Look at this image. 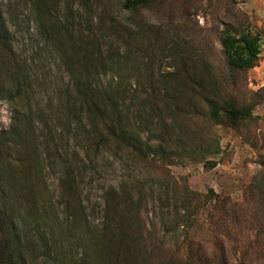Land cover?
Masks as SVG:
<instances>
[{
	"label": "trees",
	"instance_id": "1",
	"mask_svg": "<svg viewBox=\"0 0 264 264\" xmlns=\"http://www.w3.org/2000/svg\"><path fill=\"white\" fill-rule=\"evenodd\" d=\"M83 1L87 14L100 10L84 24L75 20L73 12L80 18V11L74 10L73 0H0V104L8 105L11 117L7 129L0 127V264H215L214 259H203L199 244L194 250L185 240L169 255L167 245L147 232L143 213L148 204L155 209L154 197L162 217L169 213L164 189L157 194L151 188L145 194L139 184L110 186L102 198L100 221L90 223L72 165L101 151L114 159L152 164L178 145L182 114L186 127L187 122L197 126L194 120L200 117L226 126L251 119L252 109L222 98L213 68L203 63L204 76L198 67L190 72L187 56L169 48L163 51H169L171 70L154 79V64L141 55L152 52L150 46L142 48L149 39L148 28L138 19L142 11L165 0H122L119 12L131 16L126 32L98 0ZM23 29L34 46L20 51ZM115 42L124 48L115 47ZM219 44L228 70L244 73L256 66L259 33L224 23ZM141 65L145 79L140 78ZM72 123L82 132L84 149L68 154L55 134L59 126L70 129ZM51 147L64 170L61 189L67 222L56 225L58 237L56 227L43 219L44 209L51 206L42 196ZM183 197L178 200L180 209L175 206L173 211L189 226L201 198ZM212 199L220 228L218 219L228 220L234 207L219 197ZM22 210L31 215L25 218L29 223L20 216ZM70 238L76 245L66 249L64 241ZM216 264H225L221 255Z\"/></svg>",
	"mask_w": 264,
	"mask_h": 264
},
{
	"label": "rangeland",
	"instance_id": "2",
	"mask_svg": "<svg viewBox=\"0 0 264 264\" xmlns=\"http://www.w3.org/2000/svg\"><path fill=\"white\" fill-rule=\"evenodd\" d=\"M98 1L106 6L110 16L117 19L115 21L120 30L125 31L123 28L129 27L131 16L119 12L122 0ZM73 2L74 10L80 11V18L73 12L75 20L82 24L86 20L91 21L90 17L95 18L100 12L90 10L87 14L83 0ZM81 3L82 7L77 9ZM60 6L64 12V4L60 3ZM142 12L138 20L147 25L149 36L142 48L150 46L152 52L141 55L146 63L154 64L151 67L154 79H159L160 73L171 70L168 67L170 60H167L169 51H163L169 48L173 53L187 56L190 72L197 71L198 67L204 76L205 72L201 70L203 63L213 68L222 98L236 107H250L252 117L226 126L212 124L200 117L194 120L197 126H190L187 122L186 127L182 120L185 115L182 114L181 119L178 118L183 132L180 141L176 142L178 145L169 156L163 159L157 157V162L152 164L136 163L126 157L114 159L103 151L98 154L91 152L90 160L84 159L72 165L87 218L92 224L100 221L102 198L110 186L139 184L145 194L151 188L157 194L164 189L170 198L168 215L162 217L159 202L154 197L155 209L148 204L143 220L147 232L155 234L153 239L162 240L167 245L168 254L176 252L185 240L194 250L199 244L203 259H214L215 264L220 255L225 264H264V0H165ZM224 23H231L237 29L247 27L259 33L261 53L253 69L244 73L232 72L225 66L219 44ZM23 32L25 37L18 40V49L30 50L34 45H29L26 29ZM166 43L167 47L163 46ZM114 46L124 48L122 42H115ZM53 62V58H48V63ZM143 72L142 66L141 79H145ZM198 104L206 114L204 104ZM10 118L8 105L0 104V127L7 129ZM55 137L68 154L84 149L82 132L77 130L75 123L70 129L59 126ZM58 149L61 150L60 145ZM47 151L50 160L44 167L45 189L42 196L50 199L51 206L44 209L43 219L47 225L56 227L67 222L61 189L64 170L57 152L52 147ZM185 194L201 198L200 209L186 223L189 226L173 211L175 206V209H180L178 200ZM213 196L230 202L234 207V213L228 220L218 219V223H222L220 228L215 223L220 215L212 211ZM160 198L162 201L166 199L164 195ZM180 212L182 215L183 212ZM20 216L25 219L31 215L22 210ZM19 220L22 221L20 217ZM25 220L29 223V218ZM56 229L54 234L58 237ZM224 231L228 234L225 235ZM64 243L66 249L76 245L71 238ZM219 244L221 248H218ZM76 249L81 252V249Z\"/></svg>",
	"mask_w": 264,
	"mask_h": 264
}]
</instances>
